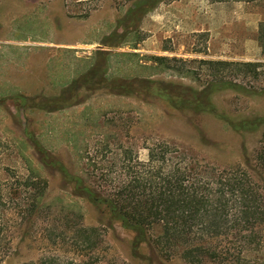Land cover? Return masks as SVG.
Instances as JSON below:
<instances>
[{"label":"rangeland","instance_id":"1","mask_svg":"<svg viewBox=\"0 0 264 264\" xmlns=\"http://www.w3.org/2000/svg\"><path fill=\"white\" fill-rule=\"evenodd\" d=\"M53 1L0 0V28L27 29L35 11ZM133 1L81 3L90 23H109L114 31ZM70 5L75 15L77 3ZM261 21L264 0H159L119 48L110 47L120 51H112L107 74L88 75L86 84L58 90L62 97L67 93L66 99L46 93L48 105L62 109L43 112L37 107L44 98L34 94L22 102L0 97V186L8 204L16 207L8 213L11 249L3 264H38L46 253L79 257L73 247L79 224L99 230L92 249L98 264H186L177 251L168 253L154 244L157 226L142 231L102 200L110 193L111 183L103 179L106 168L111 176L124 173L126 154L146 160L156 143L176 146L198 168L243 166L264 191V124L257 121L264 120V56L257 40ZM41 25L49 29L44 19ZM104 57L97 56L102 62ZM219 60L254 62L256 73L235 64L208 63ZM214 74L255 92L215 90L210 95L215 113L171 103L193 95L203 99L200 90ZM116 77L124 81L116 83ZM242 122L246 129L233 127ZM36 177L42 180L38 186ZM38 189L42 206L18 215L17 207Z\"/></svg>","mask_w":264,"mask_h":264},{"label":"trees","instance_id":"2","mask_svg":"<svg viewBox=\"0 0 264 264\" xmlns=\"http://www.w3.org/2000/svg\"><path fill=\"white\" fill-rule=\"evenodd\" d=\"M158 2L133 1L118 20L116 29L105 36L104 43H123L127 34L138 29L142 17ZM125 20L130 24L125 25ZM120 27L123 32H118ZM114 35L116 40H112ZM257 40L264 56V21L259 22ZM154 57L159 61L165 59L164 56ZM208 63L235 64L256 73L255 63L251 61ZM113 80L116 83L124 81L117 77ZM77 83L78 80L72 85ZM223 88L255 92L235 80L214 74V78L200 90L203 99L195 95V100L193 95V99L183 98L178 104L171 103L215 113L210 95ZM19 98L21 102L27 99ZM220 117L231 123L225 116ZM257 121L264 124L262 119ZM233 127L246 129L247 126L242 122ZM182 154L167 142L151 145L146 160H139L135 154H126L124 173L111 176L107 168L103 173V179L111 184L109 196L102 200L119 212L126 222H132L142 231L145 227L157 226L154 244L168 253L177 251L186 264H264V191L260 183L243 166L198 168L194 160H187ZM33 181L34 186L42 183L39 177ZM42 193L41 189L30 192L28 203L17 207L18 215H28L41 207ZM15 208L8 204L0 186V264L11 249L13 219L8 213ZM74 231L73 247L79 257L46 253L40 256L38 264H98L97 254L92 251L99 238L98 228L79 224ZM51 243L57 244L54 240Z\"/></svg>","mask_w":264,"mask_h":264},{"label":"crops","instance_id":"3","mask_svg":"<svg viewBox=\"0 0 264 264\" xmlns=\"http://www.w3.org/2000/svg\"><path fill=\"white\" fill-rule=\"evenodd\" d=\"M82 1L54 0L45 9L35 11L37 15L27 29L0 28V97L17 94L28 98L34 94V98H45L48 92H53L52 96L57 97L58 90L61 92L76 80L77 84H86L88 79L85 77L88 75L107 74L103 68L109 66L112 51L120 50H114L110 48L112 45L104 43L105 36L113 32L112 28L107 27L109 23H90ZM72 2L77 3L75 15L70 5ZM42 19L49 29H41ZM32 25L35 29H32ZM22 29L28 31L22 32L21 37H13L16 31ZM121 44L113 48H119ZM99 53L105 54L104 62L97 58ZM64 67L65 75L61 77ZM68 78H71L70 82Z\"/></svg>","mask_w":264,"mask_h":264},{"label":"flooded vegetation","instance_id":"4","mask_svg":"<svg viewBox=\"0 0 264 264\" xmlns=\"http://www.w3.org/2000/svg\"><path fill=\"white\" fill-rule=\"evenodd\" d=\"M107 66H105L104 68H103V71H104V73H106L107 71ZM93 71V70H92ZM95 72V71H94ZM89 81V80H88ZM88 81H86V83L88 82ZM71 87H73V85L72 84H70V85H68L65 89H63L62 91H61V93L64 91V90H66L67 88H71ZM61 93H59L58 94V96L57 97H60L61 99L63 98V99H66V97H67V93H64V96L62 97V94ZM19 96L20 95H13V96H11V97H9L10 99H14V100H19L20 98H19ZM55 97V96H54ZM19 98V99H18ZM41 101H42V98H41ZM49 102H50V99L48 98V97H45L44 98V102L43 103H41L40 105H38V109H40V110H42L43 112H47V111H55V110H59V109H62V106H60V105H58V106H53L52 108L48 105L49 104ZM44 104H45V106H44Z\"/></svg>","mask_w":264,"mask_h":264}]
</instances>
